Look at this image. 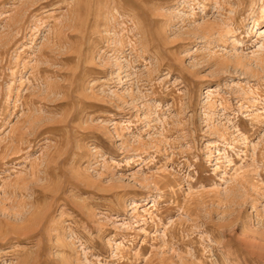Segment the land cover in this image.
<instances>
[{
    "label": "rangeland",
    "instance_id": "obj_1",
    "mask_svg": "<svg viewBox=\"0 0 264 264\" xmlns=\"http://www.w3.org/2000/svg\"><path fill=\"white\" fill-rule=\"evenodd\" d=\"M263 31L264 0H0V264H264Z\"/></svg>",
    "mask_w": 264,
    "mask_h": 264
},
{
    "label": "bare ground",
    "instance_id": "obj_2",
    "mask_svg": "<svg viewBox=\"0 0 264 264\" xmlns=\"http://www.w3.org/2000/svg\"><path fill=\"white\" fill-rule=\"evenodd\" d=\"M263 34H264V31H263ZM262 47V44L259 45V48Z\"/></svg>",
    "mask_w": 264,
    "mask_h": 264
}]
</instances>
